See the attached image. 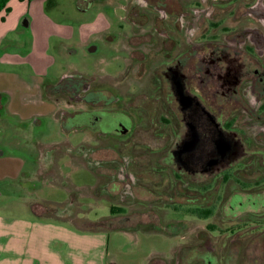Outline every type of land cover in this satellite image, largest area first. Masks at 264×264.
I'll use <instances>...</instances> for the list:
<instances>
[{
	"label": "rangeland",
	"instance_id": "rangeland-1",
	"mask_svg": "<svg viewBox=\"0 0 264 264\" xmlns=\"http://www.w3.org/2000/svg\"><path fill=\"white\" fill-rule=\"evenodd\" d=\"M129 1L103 0L102 3H94L90 11L80 15L72 9L70 0H44L41 4L45 5V15L55 22L49 28L32 29L30 43L34 40V44L31 46L29 43L27 51L23 41L19 48L11 47L14 48L13 51L2 53L0 90L14 89L23 81L31 80L40 84L44 78L49 82L68 81L72 85H79L83 79L90 82L95 79V88L100 89L99 91L103 88V93H106V97L98 94L99 99L108 103L114 100L117 104L111 105L114 109L117 108L115 113L123 114V117H119L112 124V128H116L117 132H120L118 128L127 130L128 122L124 115L133 117L132 119L137 118L135 106L139 105V101H135L134 96L138 86L141 95L137 94L135 98L144 101L147 112L153 114L154 105L150 101L157 102L156 93L150 92L149 102L145 101L142 94L148 90L149 84L152 86L149 80L159 71L156 66L157 58L152 59L157 55L160 57L159 52L146 55V58H151L148 66L151 69H148L150 72L147 71L143 80L134 83V76L137 75L136 71L138 72L136 65V69H132L134 76L132 73L127 78L123 75L124 87L119 81V77L124 73V59L127 57L120 42L126 34L131 35V29L135 30L134 37L137 33H142L129 22L127 11L120 7H126L125 3L130 5ZM131 1L134 4L133 9L137 10L136 14L143 13L142 17L152 15L153 9L158 13L156 8L160 7H153L149 3L148 6H143L144 0ZM154 1L156 0H151V3ZM55 5L68 8L65 12L55 13L51 11V7ZM188 5L187 11L190 13V9L194 7ZM159 14L163 19V13ZM153 16L157 17L156 14ZM62 26L66 27L63 29ZM164 26L167 29L166 25ZM69 30L71 34L68 37L66 32ZM175 36L181 38L178 33ZM175 36L172 39L176 38ZM25 38L26 36L21 34L16 36L15 40L18 42L19 39ZM159 39L158 37L157 40ZM172 39L170 40L173 41ZM136 40L138 39L132 42H138ZM70 50L75 53L69 54ZM162 56L169 60L175 56V52L165 51ZM127 64L130 62L127 61ZM39 75H44V78ZM108 76L118 78L116 84L127 89L126 95L120 94L118 89L112 91L113 89L104 85L112 83ZM55 90H59V87L52 93L56 96ZM26 95L30 97L31 92ZM75 99L67 97L64 99L66 102L63 100L62 103H58V98L52 101L43 99V103L22 100L21 103L16 102L4 118L0 117V216L33 219L85 235L87 240L82 248V263L85 259L87 262L93 260L94 264H175L178 258L181 261L179 264H264V234H246L243 237L207 234V224L220 228L222 225L227 227V224L235 226L245 215L264 211V193L240 195L238 201L235 196L239 194L227 193L213 218L209 221L194 219L197 216L195 217L192 210L201 208L199 203L183 202L186 198L180 199L181 191L172 181L167 185L168 190L155 184L154 181L160 182L165 172L164 167L159 166L160 156L154 155L151 162H148L149 158L142 151L144 144L157 148L165 143L164 149H170L175 140H161L155 136L158 134L157 127H149L148 131L139 133L140 140H133L132 144L137 146L134 154L130 151L132 144L125 134L98 135L105 133L100 122L98 124L95 120L99 116L98 112L92 111L85 115V118H82L85 125L81 124V118L75 123L68 122L67 119L60 122L55 114L62 106H73L64 108L62 112L66 113H70L71 109H85L81 99L78 102L73 101ZM167 108H173L170 101ZM74 126L78 129L72 130ZM62 145H66L64 149L67 150L69 147L77 148L82 145L85 151L93 148L95 152L84 151L83 156L78 157L64 151ZM244 156L246 154L232 157L226 163L232 164ZM87 158L89 160L85 161ZM115 159L127 162V176L135 175L139 180L147 177L140 183L145 190L137 192V199L133 200L134 205L127 203L126 198L124 201L119 197L121 192L118 191L122 185L113 180L115 177L121 178L122 168ZM136 163L140 168H136ZM226 163L221 170L226 168ZM109 167L111 169H108ZM166 167L170 169V177H173L171 164ZM150 169L156 176L154 181L151 180L153 175L145 172ZM112 170L117 171V176L107 174ZM211 176V173L200 172L192 178L193 180L188 175L182 178L188 182L200 183L206 182ZM254 176L257 174L251 178ZM167 179L166 177L164 180L165 184ZM105 182L111 185L108 187ZM209 185L212 187L211 183ZM186 192L185 189V195L190 196ZM220 195L221 193L218 196ZM208 199L207 208L213 213L214 204ZM113 205L123 208L124 214L112 216L110 208ZM151 220L154 222L147 223ZM101 222L103 223L100 229L94 231L93 227ZM137 224H140L139 227ZM93 236L101 237L90 241V238L94 239ZM208 240L211 241L213 250ZM54 247L62 248L57 240L54 241ZM61 256L65 263L70 261L66 253Z\"/></svg>",
	"mask_w": 264,
	"mask_h": 264
},
{
	"label": "flooded vegetation",
	"instance_id": "flooded-vegetation-1",
	"mask_svg": "<svg viewBox=\"0 0 264 264\" xmlns=\"http://www.w3.org/2000/svg\"><path fill=\"white\" fill-rule=\"evenodd\" d=\"M129 2L130 5H126L125 9L129 15V22H132L142 35L137 33L134 37V29H131L130 36L123 31L126 36L121 40L120 46L127 57L124 59L125 70L119 81L124 87L123 75L127 78L132 73L134 76L132 69L136 65L138 72L136 71L137 75L134 76V83L143 80L147 71L150 72L148 69H151L148 68L151 58L148 56L146 58V55L159 52L160 57L157 54L152 57L157 58L156 66L159 67V71H156L157 73L155 72L156 74L149 80L152 86L149 84L148 90L142 94L145 101L149 102L150 92L156 93L157 102L150 101L154 105L153 114L147 112L144 101L135 98L137 94L141 95L138 86L134 96V100L139 101V105L135 106L137 118L132 119L133 117L124 115L128 122L127 130L118 128L120 132H117L116 128H112V124L119 117H123V114L115 113L117 108L114 109L112 105L117 102L114 100L108 103L104 99H99L98 94L106 97V93H103V88L101 91L95 88V79L91 82L83 79L79 85L61 80L55 86L59 87V90H55L57 93L56 96L55 93L52 95L53 99L58 98V103L60 101L62 103L67 97L76 98L73 100L75 102L81 99L85 109L84 107L76 111L71 109L70 113H66L62 112L63 109L73 106H62L55 114L57 119L60 122L67 119L68 122L75 123L81 118V124L85 125L82 118L92 111L98 112L99 116L97 115L95 120L98 124L100 122L102 129H105V133L98 135L125 134L131 144L133 140H140L139 133L148 131L149 127L150 129L157 127L158 134L155 136L161 140L172 138L175 140L174 145L170 149H164L165 143L157 148L144 144L142 151L149 158L148 162H151L154 155H159V166L164 167L165 171L160 182L154 181L156 176L152 174V169L145 172L153 175L151 180L157 185L164 186L163 189L168 190V183L174 182L176 188L181 191L180 199L186 198L183 202L199 203L201 208L198 209H207L209 198L208 200L214 204V212L209 218L204 220L200 218L201 221H209L214 217L227 193L239 194L235 196L236 201L240 199V195L264 193V0H156L153 3L151 0H144L143 6L148 3L153 7L160 6L159 9L156 8L158 13L153 9L152 15L144 17L141 16L143 13L136 14L137 10L132 7L133 2L131 0ZM188 4L194 7H190V13L187 11ZM159 12L163 13V19ZM154 14L158 18L154 17ZM127 21L126 18L125 22ZM162 25H166L167 29ZM177 33L181 38L175 36ZM174 36L176 38L172 39ZM134 39H138L136 40L138 42H132ZM169 50L175 52V56L166 60L162 54ZM127 61L130 62L129 65ZM108 78L112 83L104 84L105 86L113 89L112 91L120 90V94L127 93L126 88L116 84L118 78L109 76ZM55 88L52 89V93ZM167 101L173 104L172 109L167 108ZM75 129L78 128L74 126L72 130ZM136 147L132 144L130 151L134 153ZM87 151L85 152H95L93 148ZM240 154L246 156L232 164L226 163L228 159ZM114 161L119 162L122 168L121 171L118 170L122 172L121 178L115 177L113 180L122 185L118 191L121 192L119 197L124 201L126 198L127 203L134 205L133 200L137 199V192L143 188L140 183L147 177L139 180L135 175L127 176V162L116 159ZM223 162L227 166L221 170ZM168 164H171L173 177H170V169L166 167ZM135 166L140 168L138 163ZM108 169L107 171H110ZM200 172L211 173L212 176L206 182L200 183L188 182L182 178L188 175L192 179ZM107 174L117 176V171L112 170ZM254 174L257 176L251 178ZM166 177L168 181L165 184ZM109 185L111 184H107L108 187ZM185 189L186 194L190 196L185 195ZM217 192L221 195H216ZM147 193L151 194L149 191ZM252 216L259 222L253 225L257 227L256 229L244 227L231 231V226L227 224V227L217 226L214 231L207 228V234L208 236H231V232L237 236L264 234V211L249 213L242 221L239 219L237 224H243ZM197 218L199 217L194 219ZM151 222L154 220L147 223ZM139 225L137 224V227ZM209 242L213 250L214 247L211 241ZM180 262L177 258L174 263Z\"/></svg>",
	"mask_w": 264,
	"mask_h": 264
},
{
	"label": "crops",
	"instance_id": "crops-1",
	"mask_svg": "<svg viewBox=\"0 0 264 264\" xmlns=\"http://www.w3.org/2000/svg\"><path fill=\"white\" fill-rule=\"evenodd\" d=\"M43 1L20 2L18 0H11L4 6L0 12V57L5 52H11L14 48H19L23 41L25 50L27 51L26 48L32 39V29L34 27L49 28L55 22L45 15V5L41 4ZM102 2L103 0H70L72 9L80 15L90 11L94 3L99 4ZM125 5L127 4L125 3ZM120 7L126 9L125 6ZM67 8L64 5H55L51 7V11L62 13ZM24 24L27 26H24ZM105 24L109 26L107 23ZM64 27L66 26H62L63 29ZM66 33L68 37L71 34L70 30ZM21 34L26 36L27 39H19L17 42L15 37ZM79 40L81 41V39ZM30 44L33 46L34 40ZM69 52V54L75 53L74 50H70ZM2 61L3 59H0V63ZM33 75L35 76L36 74ZM44 75H39V77L44 78ZM44 79L40 84L37 82L36 84L31 80L27 82L23 81L14 89L0 90V117L4 118L10 113V109L14 104L16 102L21 103L22 100L24 102L40 101L41 103H43V99L54 100L51 90L61 80L49 82L46 78ZM34 80L36 81L35 78ZM27 92H31L30 97L26 95ZM13 115H17V113H13ZM93 237L94 239L90 238L89 240L93 241L101 236ZM55 240L60 243L62 248L54 247ZM86 240L83 234L49 223L33 219L0 216V264H94L93 260L87 262L84 259V263L81 262L82 248ZM62 253H66L69 256V262L67 260V263L63 261Z\"/></svg>",
	"mask_w": 264,
	"mask_h": 264
},
{
	"label": "trees",
	"instance_id": "trees-1",
	"mask_svg": "<svg viewBox=\"0 0 264 264\" xmlns=\"http://www.w3.org/2000/svg\"><path fill=\"white\" fill-rule=\"evenodd\" d=\"M10 0H0V10L6 5V3L7 2H9ZM18 1H20V2H22V1H31V0H18ZM66 146V145H65ZM65 146H63L62 145V149L64 150V151H69L70 153H73V154H75L76 156H78V157H81V155L84 153V151H85V149L83 148V146L82 145H80L79 147H77V148H70L69 147V149L67 150V149H64V147ZM83 156V155H82ZM85 164V163H84ZM110 211H111V215L112 216H115V215H118V214H124V209L123 208H121V207H119V206H111V208H110ZM192 213L193 214H196L199 218H204V219H206V218H209L211 215H212V213H211V210L210 209H206V208H203V209H194V210H192ZM107 221H110V220H107ZM103 222H101L99 225H95L94 227H93V230L95 231V229H100V227H101V224H102ZM250 224V225H249ZM252 224V225H251ZM254 224H259V222H258V220H257V218L255 217V216H252L251 218H249V219H247L243 224H237L236 226H231L230 227V230L231 231H233L234 229L235 230H237V229H241V228H244V227H247V228H249V229H256L257 227H255V226H253ZM115 229H116V227H114ZM207 228L208 229H210V230H212V231H214V230H216L218 227L216 226V225H213V224H209L208 226H207ZM120 229H122V228H120ZM230 235H234V236H237L236 235V233H233V232H231V234ZM241 237H243V236H241Z\"/></svg>",
	"mask_w": 264,
	"mask_h": 264
},
{
	"label": "water",
	"instance_id": "water-1",
	"mask_svg": "<svg viewBox=\"0 0 264 264\" xmlns=\"http://www.w3.org/2000/svg\"><path fill=\"white\" fill-rule=\"evenodd\" d=\"M24 26H27L26 24H24Z\"/></svg>",
	"mask_w": 264,
	"mask_h": 264
}]
</instances>
